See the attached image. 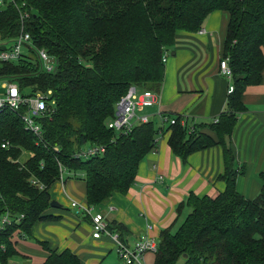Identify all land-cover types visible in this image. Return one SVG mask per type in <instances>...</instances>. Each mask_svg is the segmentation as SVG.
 <instances>
[{"label":"trees","instance_id":"16d2710c","mask_svg":"<svg viewBox=\"0 0 264 264\" xmlns=\"http://www.w3.org/2000/svg\"><path fill=\"white\" fill-rule=\"evenodd\" d=\"M225 10L230 22L224 58L233 71L227 109L219 121L188 125L182 116L170 123L169 146L181 157L221 145L226 181L215 196L195 198L191 212L175 232L163 230L155 264H264V183L247 198L237 189L242 168L236 166L230 143L243 110V94L262 81L264 70V0H14L0 3V45L22 31L30 33L34 54L23 53L0 66V78L16 81L24 90L52 91L53 111L42 118L38 140L11 111L0 112V220L4 213L24 215L0 231V264L18 255L14 234H30L35 222L56 221L51 186L65 173L87 181L90 205L126 193L136 180L140 161L159 147L152 120L131 133L106 124L131 86L158 93L165 75V53L172 50L179 30H201L211 13ZM44 48L57 58L54 72L40 68L36 51ZM171 118V116H170ZM108 122V123H109ZM166 130V131H167ZM3 141L10 142L2 149ZM92 144L105 147L102 155L75 157ZM22 150L29 154L19 159ZM243 171V170H242ZM73 173V175H71ZM264 181V173L262 174ZM31 179L45 185H34ZM118 231L122 223H110ZM23 233V234H22ZM49 256L43 264H81L69 249L57 251L40 242Z\"/></svg>","mask_w":264,"mask_h":264},{"label":"crops","instance_id":"0c3cea01","mask_svg":"<svg viewBox=\"0 0 264 264\" xmlns=\"http://www.w3.org/2000/svg\"><path fill=\"white\" fill-rule=\"evenodd\" d=\"M229 22V12L217 10L207 18L205 32H177L176 42L165 62L161 88L158 93L154 92L155 103L139 114L148 115L150 120L155 116L161 119L182 116L192 125L209 123L226 111L233 82L221 73L220 63L224 58ZM242 102L244 107L230 143L236 166L242 168L237 177V189L245 197L254 198L264 183V70L262 81L246 88ZM169 124H163L165 131L158 134V150L151 151L140 161L132 187L95 205L94 210L103 211L109 223L126 226L125 231L115 227L114 230L130 247L144 235L155 238L159 245L163 230L175 232L184 223L192 210L193 199L215 196L226 188V181L220 178L225 171L222 146L202 149L183 158L169 146ZM69 176L66 172L63 180L50 188L52 200L62 207H51L48 213L61 218L35 222L27 236L16 232L13 240L19 252L17 256L43 264L49 256V251L40 244L45 242L59 252L69 249L76 253L81 264H114L112 256L118 251L114 239L106 235L94 238L91 216L71 205L73 201L90 205L87 181L82 180L81 173ZM155 260L156 253L147 252L141 264H155ZM13 261L11 259V264Z\"/></svg>","mask_w":264,"mask_h":264},{"label":"built area","instance_id":"2783aa9c","mask_svg":"<svg viewBox=\"0 0 264 264\" xmlns=\"http://www.w3.org/2000/svg\"><path fill=\"white\" fill-rule=\"evenodd\" d=\"M14 0H0L1 4H10ZM202 32H205L203 28ZM0 45V66L4 63L15 62L21 58L24 53V46L31 49L33 40L29 32L22 29L21 33L9 44ZM41 70L51 73L56 70L57 58L48 52L44 48H38L36 51ZM168 52L165 53L163 61L166 62ZM221 73L232 79L233 71L229 65V59H223L220 63ZM2 82L3 92H0V112L11 111L17 115L24 126V128L32 133L38 140L42 139L44 130L42 124V118L46 113H51L55 106V100L52 97V91L44 92L38 91L32 94H24L21 86L18 82L12 81L9 78H0ZM233 90L231 86L229 92ZM156 94L151 90H144L140 92L136 86H131L127 91V94L123 96L118 105V111L116 117L109 123L111 129H117L123 131V133H131L133 129L142 123H147L150 118L146 114H139L140 111L147 106H151L155 103ZM163 124L170 122L175 123L176 119L169 116H164ZM182 124L186 123L185 118L182 120ZM219 118L216 117L214 122H218ZM165 127V126H163ZM163 134V131H160ZM2 149H9L10 142L3 141L1 143ZM105 152V147L99 144H92L87 148L78 152L75 155L77 158L88 159L97 155H102ZM63 180V178H62ZM34 185L44 189L45 185L38 180L31 179ZM72 207L79 209V211L86 212L91 216L93 237L101 238L103 235L109 236L114 239L117 244L120 256L126 261L127 264L140 263L147 252L158 251V243L155 238L144 235L142 236L133 247H130L120 236L117 230L111 228V224L107 220L103 211L94 210L95 206L86 205L78 201L72 202ZM24 215H17L13 217L10 212H6L2 215L0 220V231L3 230L6 225L13 222L20 223Z\"/></svg>","mask_w":264,"mask_h":264},{"label":"rangeland","instance_id":"374dc122","mask_svg":"<svg viewBox=\"0 0 264 264\" xmlns=\"http://www.w3.org/2000/svg\"><path fill=\"white\" fill-rule=\"evenodd\" d=\"M33 48L35 49V50H37L38 48L37 47H35V46H33ZM23 50H24V53H26V54H34L33 52H32V50H30L28 47H26V46H24V48H23ZM129 90V89H128ZM139 91L140 92H143L144 90H142V89H140L139 88ZM0 92H3V89H2V82H0ZM23 92H24V94H26V95H28V94H32V93H34L33 92V90L31 89V87L30 86H27V87H25L24 88V90H23ZM114 119V118H113ZM112 119V120H113ZM112 120H110V122L112 121ZM152 121L154 122V124H155V127L157 128V129H159V128H161L162 126H163V121H162V119H161V117L160 116H155L154 118H152ZM109 121L107 120V122H106V124L108 125V127L110 128V126H109V123H108ZM169 126V125H168ZM168 128V127H167ZM29 154V151H27V150H22L21 152H20V155H19V159H22V158H25L27 155ZM81 177H82V180H85V175L83 174V173H81ZM67 176V175H66ZM92 206H95V205H92ZM26 239H28L30 242H31V238L30 237H27ZM19 253V252H18ZM13 262H12V264H37L36 263V260H33V261H26L25 259H23V258H20L19 256H17V257H14L13 258ZM112 262L114 263V264H126V261L120 256V252L119 251H117V253H115L113 256H112ZM10 264H11V262H10Z\"/></svg>","mask_w":264,"mask_h":264},{"label":"water","instance_id":"95a60500","mask_svg":"<svg viewBox=\"0 0 264 264\" xmlns=\"http://www.w3.org/2000/svg\"><path fill=\"white\" fill-rule=\"evenodd\" d=\"M51 206L52 207H55V208H61V204H59L58 202H56L55 200H52L51 202Z\"/></svg>","mask_w":264,"mask_h":264}]
</instances>
